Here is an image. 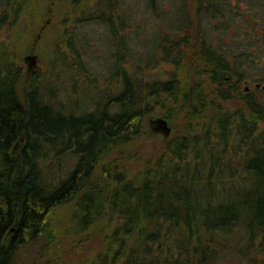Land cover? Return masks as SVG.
Listing matches in <instances>:
<instances>
[{
    "label": "trees",
    "instance_id": "16d2710c",
    "mask_svg": "<svg viewBox=\"0 0 264 264\" xmlns=\"http://www.w3.org/2000/svg\"><path fill=\"white\" fill-rule=\"evenodd\" d=\"M144 1L150 21L162 31L150 32V40L143 44L147 51L142 48L134 55L142 58L141 65L163 61L174 69L167 80L152 82L128 71L133 59L125 45L133 41L124 30L137 25L147 33L148 23H137L123 0H97L96 22L114 45L109 72L120 86L104 106L93 111L81 112L83 105L77 102L76 112L69 113L63 104L44 99L39 73L31 75L20 93L25 69L17 63L12 47L0 46V264H13L17 249L41 237L47 241L43 249L47 251L55 234L51 217L70 205L75 207L72 217L78 220L77 230L106 215L117 220L111 243H105L107 256L92 264H120L116 261L121 253L110 246L117 243L118 251L126 248L132 233L142 242L149 227L165 223L182 222L192 232L202 228L212 235L238 227L252 247L258 240V248L264 251V129L260 130L264 98L240 90L244 80L254 78L250 67L262 66L264 0H256L248 11L259 21L258 36L255 24L235 15L236 8L246 12L241 0ZM86 3L0 0V29L27 21L33 36L50 25L46 19L52 8L54 15L64 16L57 25L65 33V42L71 21L79 22L77 12ZM217 21L222 35L215 38L211 29ZM234 24L244 31V41L232 39V46L244 50L239 47V52L228 54L225 36ZM72 38L69 47L83 70ZM255 81L264 84V77ZM54 93L52 89L51 97ZM230 101H241L242 106L225 108L223 103ZM156 106L169 119L177 113L187 121L188 133L170 140L166 154L148 162L132 180L124 171L106 168V154L134 142L143 131V118ZM157 235L147 236L148 242L155 246L152 239ZM142 245L145 253L139 260L121 264H160L151 246ZM209 261L216 264L212 255L201 262Z\"/></svg>",
    "mask_w": 264,
    "mask_h": 264
},
{
    "label": "rangeland",
    "instance_id": "374dc122",
    "mask_svg": "<svg viewBox=\"0 0 264 264\" xmlns=\"http://www.w3.org/2000/svg\"><path fill=\"white\" fill-rule=\"evenodd\" d=\"M123 1L137 16V23L146 22L150 24L149 27L148 24L146 25V28H148L147 33H145L144 28L137 27V25L134 28L130 27L124 30L125 34H131L133 41V44L126 43L125 45L129 50L125 51L126 54L129 52L133 59L132 62H128L127 70L144 81L167 80L174 69L172 64L160 61L157 62L158 64L156 62L153 64L152 62H145L141 65L139 61L141 63L142 58L134 55L135 51L141 52L142 48L147 51L146 46L143 47V44L148 42L147 39L151 36L150 32L162 31V28L159 29L158 24L150 21L152 16L147 10L144 0ZM255 1L241 0L240 5L246 10L245 14H241L239 8L234 9V12H236L235 15L242 16L239 19L244 20L243 22L247 20L251 25L255 24V34L258 36L261 33L260 24L257 23L259 21L256 20L255 13H248L250 8L254 6ZM96 2L97 0H87V3L80 7L77 12V17L81 16L79 22L71 21V27L68 29H71V32L69 31L65 35L69 38L65 42L62 39L65 33L63 34L62 28L57 25L58 18L60 17L61 20L64 16L63 14H60V16L54 15L52 8L49 11L47 10L49 17L46 20L50 25L47 28L43 27L33 36H31L33 30L29 29L30 26L27 21H19L12 27H2L0 29V46L7 44V46L12 47V51L16 53L17 63L22 65L26 72L24 80L19 84L20 93L26 89L32 77L31 75L39 73L44 99L51 98L54 103L63 104L66 111L71 113L76 112L75 105L77 102L81 103V107L83 105L81 112L83 110L93 111L96 107L104 106L112 93L119 90V82H115L116 79H113L109 72V66L113 62L111 54L114 51V45L108 39L107 34L101 27L102 25L96 22L97 15L94 13ZM219 22H214V27L211 29L215 38L222 35V26ZM230 31V34L225 36L226 46H229V48L226 47L228 54L234 51L239 52L238 48L240 46L238 44L232 46V39L244 41V31L241 27L234 24ZM72 36V39L76 41L75 46L80 52V61L84 66V68L82 67L83 70L79 69L80 65L77 63L79 57L76 52L71 51L69 47V40ZM215 44L220 45V41L219 43L215 42ZM239 49L240 52L244 50L241 47ZM28 56L35 58L33 65L26 60ZM260 60L262 66L250 67L252 69L250 75L254 78L244 80L240 85V90L242 92H255L260 99H263L264 92L260 89L264 88V84H258L255 81L257 77H264V55ZM52 89H55L53 97L50 95ZM223 105L225 108L242 106L241 101L224 102ZM178 111L179 108H176V112ZM159 118L168 122L170 128L168 136L164 135L162 126L156 123ZM186 127L187 121L177 116V113L169 119L165 111L160 106H156L151 114L143 118V131L140 136L130 144L110 150L104 158L103 165L108 169H112V171L116 169L118 172H126L127 180H132L140 175L148 162L153 163L158 157L163 156L167 151L166 146L170 140L188 133ZM263 129L264 123H260V130ZM167 158L169 159L170 155ZM51 161L54 162V158H51ZM74 212L75 207L73 205L57 209L51 217L53 224L51 231L55 233L53 235L54 241L47 247V251H43L47 241L45 237H41L17 249L13 264L100 263V258L104 259V256H107L105 243H111L110 235L114 234L117 220L113 219L114 221H112L108 218L109 215H106L90 223L87 229L77 230L78 220L72 217ZM116 216L113 215V218ZM147 233V235L141 236L143 238L142 242H138L140 239L132 233V236L126 240V248L119 249L121 252L118 251L119 247L114 242L116 244L110 246L111 250L121 253L120 260L116 259V263L120 262L121 264L125 261L131 263L136 259L139 260L140 254L145 253L142 244L151 246L150 250L157 260L156 263L160 264H202L201 261L206 255H212L216 264L264 263V251H260L258 248L259 241L257 240L252 247L249 239H246V234L241 232L238 227L231 232L214 231V235H212L206 233L202 228L194 229L192 232L191 229L183 226L182 222L177 226L165 223L162 227L152 225L148 228ZM157 233L158 235L152 239L157 242L154 246L148 242L147 236ZM41 256L42 260L39 261ZM108 257H113V254H108ZM208 264H210V261Z\"/></svg>",
    "mask_w": 264,
    "mask_h": 264
},
{
    "label": "water",
    "instance_id": "95a60500",
    "mask_svg": "<svg viewBox=\"0 0 264 264\" xmlns=\"http://www.w3.org/2000/svg\"><path fill=\"white\" fill-rule=\"evenodd\" d=\"M34 59L35 58L32 56H28L26 58V60L29 61L32 65L34 64ZM156 123L162 126L165 136H168L170 134V128L168 127V122L166 120L159 118Z\"/></svg>",
    "mask_w": 264,
    "mask_h": 264
}]
</instances>
